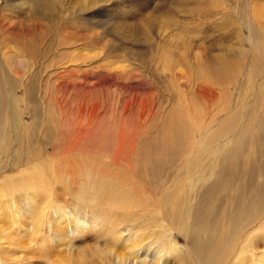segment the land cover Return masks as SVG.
I'll return each mask as SVG.
<instances>
[{
    "label": "rangeland",
    "instance_id": "1",
    "mask_svg": "<svg viewBox=\"0 0 264 264\" xmlns=\"http://www.w3.org/2000/svg\"><path fill=\"white\" fill-rule=\"evenodd\" d=\"M0 23V264L264 258V0H0Z\"/></svg>",
    "mask_w": 264,
    "mask_h": 264
},
{
    "label": "bare ground",
    "instance_id": "2",
    "mask_svg": "<svg viewBox=\"0 0 264 264\" xmlns=\"http://www.w3.org/2000/svg\"><path fill=\"white\" fill-rule=\"evenodd\" d=\"M1 22H3V19H2V21ZM11 25H12V23H11ZM7 28V26H6V23H0V29L1 30H3L2 32H4L5 31V29ZM218 59V58H217ZM215 61H217V60H215ZM218 61H222V59H218ZM224 62V61H223ZM223 62H221L222 64V66L223 65H225V63H223ZM220 64V63H219ZM220 65V66H221ZM219 66V65H218ZM222 68V67H221ZM203 92H204V90H203ZM13 95V94H12ZM10 97H12V96H10ZM94 109V108H93ZM96 110V109H95ZM92 114V113H91ZM15 123H16V121H15ZM78 127V126H77ZM15 129V128H14ZM89 129V128H88ZM13 131H15V130H13ZM91 131V130H90ZM14 133V132H13ZM24 133V132H23ZM28 134V133H27ZM25 135V134H24ZM62 135V134H61ZM27 136H29V135H27ZM77 136V135H76ZM19 138V137H18ZM75 138V137H74ZM77 138V137H76ZM82 140V139H81ZM6 141V140H5ZM16 141V140H15ZM240 141V140H239ZM81 142V141H80ZM139 143V142H138ZM232 143V142H231ZM230 144V143H229ZM233 144H234V142H233ZM239 144V143H238ZM79 145V144H78ZM120 146V145H119ZM240 147V146H239ZM232 148V147H231ZM73 149V148H72ZM122 149V148H121ZM242 149V148H241ZM231 150V149H230ZM236 150V149H235ZM235 150H234V152H235ZM72 151V150H71ZM229 151V150H228ZM250 151V150H249ZM74 152V151H73ZM213 152H214V150H213ZM231 152V151H230ZM237 152V151H236ZM239 152V151H238ZM152 154V153H151ZM236 154V153H235ZM238 154H240V153H238ZM158 155V154H157ZM237 155V154H236ZM155 156V155H154ZM153 157V156H152ZM130 158H132V157H130ZM123 159V158H122ZM121 159V160H122ZM121 160H119V161H121ZM153 162V161H152ZM155 162V161H154ZM157 165V164H156ZM264 166V165H263ZM149 169V168H148ZM161 169V168H160ZM209 170V169H208ZM149 171V170H148ZM150 172V171H149ZM205 173H203L202 175H204ZM212 173L210 172V174H208V175H211ZM28 180V179H27ZM32 181V180H31ZM198 181V180H197ZM199 182V181H198ZM23 183V182H22ZM34 183V182H33ZM35 184V183H34ZM40 184H41V181H40ZM195 184H197V183H195ZM23 185V184H22ZM42 186V185H41ZM40 186V187H41ZM198 186V185H197ZM29 187H32V186H29ZM36 187V186H35ZM111 188H113L112 186H110L109 188H108V190L110 189L111 190ZM190 188H193V187H190ZM40 189V188H39ZM38 189V190H39ZM91 189V188H90ZM189 189V188H188ZM86 190V189H85ZM100 190V189H99ZM105 191V190H104ZM107 192V191H106ZM114 194V193H113ZM111 195V194H110ZM109 195V196H110ZM12 197V196H11ZM105 197V196H104ZM112 197V196H111ZM117 197H119V196H117ZM115 200L117 199V198H114ZM119 199V198H118ZM114 201V200H113ZM117 201H119V200H117ZM117 203V202H116ZM115 204V203H114ZM118 204V203H117ZM121 204V203H120ZM107 206V205H106ZM250 206V205H249ZM114 207H115V205H114ZM119 207H120V205H119ZM93 208V207H92ZM101 208V207H100ZM99 208V209H100ZM75 209H77V208H75ZM108 209V208H107ZM125 209V208H124ZM91 210V209H90ZM85 211V210H84ZM107 211V210H106ZM110 211H112V210H110ZM64 212H65V210H64ZM79 212V211H78ZM90 212V211H89ZM96 212V211H95ZM114 212V211H113ZM66 213V212H65ZM86 213V212H85ZM100 213V212H99ZM110 213V212H109ZM73 214V213H72ZM186 214V213H185ZM15 215H16V213H15ZM82 215V214H81ZM105 215V214H104ZM67 216H69V215H67ZM92 216V215H91ZM98 216V215H97ZM83 217V216H82ZM65 218V217H64ZM62 219V218H61ZM80 219V218H79ZM78 219V220H79ZM82 219V218H81ZM97 219V218H96ZM87 220V219H86ZM98 220V219H97ZM61 221V220H60ZM82 221V220H81ZM188 221V220H187ZM78 222V221H77ZM84 223V222H83ZM83 223H82V225H83ZM65 224V225H64ZM61 225H64L65 227H66V229L68 230L67 232L69 233L70 231L72 232L74 229H73V227H72V225H71V223L70 222H61L60 223V226ZM79 225V224H78ZM112 225V224H111ZM111 225L109 226V227H107V228H110L111 227ZM114 226V225H113ZM116 227H117V225H116ZM80 228V227H79ZM86 228V227H85ZM112 228H115V227H112ZM96 230V229H95ZM264 230V229H263ZM111 231V230H110ZM109 231V232H110ZM124 231V230H123ZM123 231H122V233L120 232V234L118 235L120 238H123L124 236L122 235L123 234ZM126 231V230H125ZM74 232V231H73ZM264 232V231H263ZM119 233V232H118ZM125 233V232H124ZM115 235H116V231H115V233H114ZM78 235V234H77ZM81 235V234H80ZM79 235V236H80ZM110 235V234H109ZM112 235V234H111ZM118 237V238H119ZM138 238V236L137 235H135V234H129V232H128V234L126 233L125 234V237H124V241L125 242H130V240L131 239H133V240H135V239H137ZM114 240V239H113ZM163 240V239H162ZM69 241V240H68ZM160 242V241H159ZM138 243H140V240H139V238H138ZM200 243V242H199ZM251 244H252V242H250ZM131 245V244H130ZM234 245H237L236 244V242H234ZM129 246V245H128ZM176 245L175 244H172V243H170L169 244V249H168V251H174V252H176V247H175ZM200 246V247H199ZM199 246H197V248H195V249H198L199 248V251H195V255H194V258L197 260L196 262H200V260H199V258H201V259H204V256H205V254H206V251H208L207 250V246H205V245H202V242H201V244L199 245ZM160 247V246H159ZM128 248H130V251H131V253L133 254V256H131L132 257V262L131 263H133V264H164V260L166 261V259H165V257H166V255L168 254V252L167 253H165V248L163 249V248H155L154 250H152L153 251V253H152V259H151V262L149 263L148 262V253L146 254V255H144V256H141V255H139V253H140V251H141V248H140V246L138 245V244H135V245H131L130 247H128ZM148 248V247H147ZM219 248V247H218ZM217 248V249H218ZM249 249V247H246V246H242V247H240V249ZM143 249V248H142ZM150 248L148 249V252H150ZM69 251V250H68ZM70 251H72V250H70ZM190 251V254L189 253H187V255H191V250H189ZM174 252H170V253H174ZM69 253V252H68ZM67 253V254H68ZM66 254V255H67ZM126 254H128V253H126ZM233 253H227L226 252V248L225 247H221L220 248V252L218 253V254H215L213 257H211L210 258V261H208V262H206V263H204V264H226L227 262H230L231 263V260H232V258H230V256L232 255ZM71 255V254H70ZM129 255V254H128ZM175 255V254H174ZM238 253L236 254V257L234 258V261L236 262V264H239V262L241 261V259H243L242 260V262L245 260V255L243 254V252H242V250L240 251V254L238 255ZM255 256H254V260H255V264H263L264 263V258L263 257H261V258H259V255L260 254H254ZM234 256H235V254H234ZM68 257V256H67ZM66 257V258H67ZM104 257V256H103ZM174 257V256H173ZM210 257V256H209ZM70 257H68L67 259H69ZM117 258V262H116V264H118L119 262H123L125 259H127L128 258V256H121V257H116ZM181 258V257H180ZM74 259V258H73ZM176 259V258H175ZM247 259V258H246ZM249 259L250 260H252L253 258H251V257H249ZM71 260V259H70ZM74 260H76V259H74ZM82 260V259H81ZM106 260V259H105ZM179 260V259H178ZM2 261V260H1ZM65 261V260H64ZM234 261H233V263H234ZM248 261V260H247ZM253 261V260H252ZM80 262V261H79ZM83 262V261H82ZM11 263V262H10ZM13 263V262H12ZM76 263V262H75ZM179 263V262H178ZM253 263V262H252ZM251 263V264H252ZM56 264V263H55ZM61 264H62V262H61ZM65 264H68V263H65ZM76 264H79V263H76ZM180 264H181V262H180Z\"/></svg>",
    "mask_w": 264,
    "mask_h": 264
}]
</instances>
